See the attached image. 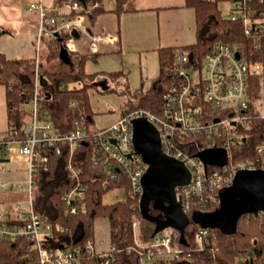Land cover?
<instances>
[{"label": "built area", "instance_id": "built-area-1", "mask_svg": "<svg viewBox=\"0 0 264 264\" xmlns=\"http://www.w3.org/2000/svg\"><path fill=\"white\" fill-rule=\"evenodd\" d=\"M250 1L231 0L229 16L233 21L241 20L245 33L262 47L264 15H255L250 9ZM96 6L86 7L80 0H57L52 7H46L42 2L30 6L38 11L40 20L35 43V91L29 103L30 117L22 128H12L0 138V148L7 149L9 144L16 143L20 153L28 159L27 184L19 183L28 196L26 200L16 203L17 218H6L0 207V240L30 242L25 264H88L87 259L91 255L96 256L101 264H111L120 251L116 245L97 251L94 240L81 246L73 244V240L68 238L62 239L55 234L56 229L62 232L60 226L54 225L37 211V172L40 168H49V155L43 152L45 149L59 156L68 154L67 169L76 185L64 194L63 201L65 211L71 214L86 208L87 185L81 181L84 170L75 159L76 150L83 142L94 149L95 163H102L104 176L114 180L125 176L133 191L142 194V179L147 164L133 143V120L140 116H146L157 126L164 150L184 161L191 171L188 185L177 188V196L186 213L193 197H200V201L205 202L210 200L212 204L220 203V191L233 183L240 170L264 169L262 155L251 160H236L232 155L233 149L243 143L245 136L241 130L249 127L252 117L251 78L264 73V64L261 61L249 62L236 44L217 43L202 58L191 52H178L176 65L167 71L174 82L164 95L161 114L135 109L126 111L116 122L97 128L93 133L79 125L69 131L58 132L50 113L41 107L42 76L39 67L43 61L44 41L60 37L68 52H77L78 39L83 38L90 53H98L105 46L116 43L118 33L105 29L101 20L90 19L89 11ZM243 8L249 12H243ZM237 52L240 57H237ZM71 105L75 106L76 101H72ZM258 111V117L264 119V81ZM189 138L197 143L195 154L186 153L178 146V143H186ZM200 142L209 144L202 147ZM216 147L227 151L226 163L214 165L203 162L198 153ZM263 149L264 144L258 145L259 152H263ZM137 227L138 222L134 221L132 228L135 234ZM209 230L200 226L195 231L200 246L209 235ZM135 243L127 248V252L137 250L142 264L152 261L157 251L163 255L172 254L175 259L183 257L181 249L173 250L170 234L158 233L145 244L135 237ZM167 264H171V261Z\"/></svg>", "mask_w": 264, "mask_h": 264}, {"label": "trees", "instance_id": "trees-1", "mask_svg": "<svg viewBox=\"0 0 264 264\" xmlns=\"http://www.w3.org/2000/svg\"><path fill=\"white\" fill-rule=\"evenodd\" d=\"M102 1L86 0V5L91 7ZM125 1L116 0L117 13L122 11ZM221 1L223 0H186L195 12L197 41L182 46L160 47L157 58L160 72L154 86L141 92L135 91L132 94L129 92L131 96L123 113L135 109L162 113L164 95L174 82L167 71L176 65L178 52L187 51L202 58L217 43L236 44L242 56L249 62L261 61L264 64V46L259 47L255 39L245 33L241 20L233 21L230 16L223 15L219 6ZM250 3V9L255 15L261 13L264 15V0H251ZM104 11L102 6H96L89 11L90 19L98 21L99 15ZM245 11L248 9L243 8V12ZM44 44L47 47L48 63L60 59L64 50L60 37L45 39ZM100 54L99 52L80 54L77 65L72 68L71 63H59L57 68L50 69L41 62V107L50 113L58 132L69 131L76 125L86 127L90 133L97 129L92 128L94 121L91 116L89 89L94 85L99 73L87 72L86 62L88 58L96 60ZM35 68L34 58L13 60L0 53V82L6 85L7 133L12 128H22L29 120L30 112L24 106L30 103L34 95ZM120 72L113 71L110 75L115 79L122 74ZM262 81L264 73L251 78L249 91L252 117L249 127L241 130L245 136L243 143L232 151L236 160L243 158L251 160L264 156V149L263 152L257 150L258 145L264 144V119L258 117ZM72 101H76L75 106L71 105ZM193 142L195 139L189 138L186 143H178V146L186 153L195 154L197 143ZM208 144L199 143L202 147ZM88 145L83 142L75 155V159L84 170L81 181L87 185L85 210L76 214L65 211L63 196L75 187L76 181L70 177L67 169L68 154L59 156L47 149L43 152L49 155V168H40L36 177V209L54 225L60 226L62 232L59 233L56 229L55 234L62 239L73 240V244L81 246L89 240H95V219L105 217L110 225V244L116 245L120 250L111 264H142L138 253L127 252V248L135 242L133 222L138 221L139 240L144 244L153 240L157 225L143 216L140 209L141 195L133 191L127 177L114 180L104 176L102 163H95V151ZM1 153L0 148V156ZM117 187L123 189L124 198L112 203L103 202L104 195ZM219 205L220 203L212 204L210 200L200 201V197L191 198V206L187 212L190 218L189 225L195 227L196 231L200 223L194 217V213L213 211ZM149 209H152L153 214L164 217L163 210L154 207L153 202L150 203ZM159 234H170L172 246L180 248L183 257L167 259L163 254L159 256L161 253L157 251V256L147 264H167L168 261H171V264H261L264 258V210L240 216L235 231L233 228L210 229L202 246L197 243L195 247V243L188 240L185 229L168 228ZM29 245L30 242L24 240L15 242L0 240V264H25ZM87 260L90 262L88 264H101L94 255L89 256Z\"/></svg>", "mask_w": 264, "mask_h": 264}, {"label": "rangeland", "instance_id": "rangeland-1", "mask_svg": "<svg viewBox=\"0 0 264 264\" xmlns=\"http://www.w3.org/2000/svg\"><path fill=\"white\" fill-rule=\"evenodd\" d=\"M115 0H104V5L107 9L115 7ZM222 13L225 17H229L231 2L223 0L219 3ZM101 17L99 19H103ZM111 24H117L118 20L121 26L126 28L131 24L137 27L139 32L126 45L127 51L105 52L98 55L97 59L88 58L86 62L87 72L99 73L98 78L94 81V85L89 89L90 105L92 109L93 125L92 128H100L108 126L116 122L127 108V102L131 96L128 92L135 91L139 88L146 90L154 86L153 77L160 71L158 53L154 49L155 46L162 42L168 44L181 43L191 40V43L197 41L195 14L191 7H171L146 11L122 12L119 19L112 17ZM105 23L104 20L101 21ZM107 46H105L106 48ZM104 48V50H105ZM46 49L43 52V64L47 68H57L58 61L53 60L47 62ZM40 64V72L42 71ZM113 71H121L125 75L119 76L117 79H112L110 73ZM129 88V91H125ZM6 85L0 82V138L7 133V111L5 100ZM29 110L31 104H25L24 108ZM0 181V204L3 209H16V202L24 200L27 197L25 192H19V188L15 186L2 188ZM124 191L122 188H116L104 195L103 202L112 203L122 200ZM150 210V209H149ZM152 211V209L150 210ZM16 215H14L15 217ZM138 222V221H137ZM139 224L136 228V234L133 229L134 240L137 237L139 240ZM110 225L105 217L95 219V244L96 249H107L110 243ZM187 238L191 243H195V227L188 225L186 228ZM142 243V242H141ZM136 243L134 242V245ZM144 244V243H142ZM199 244V243H198ZM173 250L180 248L173 247ZM132 252H137L133 250ZM167 259L173 258L172 254H164ZM147 264V263H144ZM264 264V258L261 262Z\"/></svg>", "mask_w": 264, "mask_h": 264}, {"label": "water", "instance_id": "water-1", "mask_svg": "<svg viewBox=\"0 0 264 264\" xmlns=\"http://www.w3.org/2000/svg\"><path fill=\"white\" fill-rule=\"evenodd\" d=\"M80 1L87 7L86 0ZM237 57H240L239 52ZM133 143L147 164L142 179L140 209L146 219L157 225L154 235L168 228L185 229L190 218L177 196V188L188 185L190 169L184 161L164 150L159 129L146 116L133 120ZM198 154L203 162L214 165H224L228 158L227 151L217 147L204 149ZM219 196L218 208L196 212L194 217L201 227L233 228L235 231L240 216L264 210V169L240 170L233 183L221 190ZM151 202L163 210L164 217L149 210Z\"/></svg>", "mask_w": 264, "mask_h": 264}, {"label": "crops", "instance_id": "crops-1", "mask_svg": "<svg viewBox=\"0 0 264 264\" xmlns=\"http://www.w3.org/2000/svg\"><path fill=\"white\" fill-rule=\"evenodd\" d=\"M35 2H42L46 7H52L57 3V0H0V53L8 59H26L34 58L35 55V43L37 40L38 30H39V14L35 9H31V4ZM116 3V0H115ZM114 3V4H115ZM104 8V12L99 15V18L104 17L105 23L102 24L105 29L111 30V32H116L119 35V39L116 43L107 45L105 50H101L99 53L121 51L124 53L127 51V43L137 34V27L133 24L122 27L119 20L116 25L111 24V18L114 17L119 19L122 12H133V11H146V10H155L171 7H191L186 3V0H126L123 4V9L120 13L116 11L115 7L112 9H107L104 5V0L101 3H95ZM94 4V5H95ZM192 8V7H191ZM193 9V8H192ZM195 14V12H194ZM191 40L188 43L183 42L182 45L190 44ZM167 45L163 42L154 47L158 53V49L162 46ZM169 46H178V42L175 44H168ZM46 47L44 46V50ZM43 50V52H44ZM90 53L87 42L83 38L78 39V51L77 52H68L64 47L60 59H57V64L59 63H71V68L77 65L80 54ZM159 61V59H158ZM160 67V64H159ZM54 69V68H51ZM160 72V71H159ZM159 72L156 76L153 77V81H156V78L159 75ZM121 75H125L122 73ZM119 75V76H121ZM118 76V77H119ZM117 77V78H118ZM98 78V77H97ZM115 78V79H117ZM114 79V78H112ZM155 84V83H154ZM153 87V86H151ZM150 87V88H151ZM148 88V89H150ZM146 89V90H148ZM125 91H129L127 88ZM137 92L143 91L142 88L135 90ZM135 91H129L130 94ZM145 91V90H144ZM128 92V93H129ZM7 111V109H6ZM8 123V119H7ZM8 131V128L7 130ZM2 153L0 156V181H2V188L16 187L19 188V192L22 191L19 187V183L24 185L27 184L28 179V159L27 157L20 153L19 147L16 143L9 144V148H1ZM28 196V195H27ZM27 199V197H26ZM24 199V200H26ZM23 201V200H18ZM17 201V202H18ZM16 202V203H17ZM2 204H0V207ZM3 209V208H2ZM5 212L6 218L15 219L17 218V211L14 208L3 209ZM14 215H16L14 217ZM95 241V240H94ZM95 243V242H94ZM111 244L109 243V247ZM96 247V244H95ZM107 247V249L109 248ZM97 248V247H96ZM103 250V249H101ZM106 250V248L104 249ZM163 253L159 254L161 256Z\"/></svg>", "mask_w": 264, "mask_h": 264}]
</instances>
